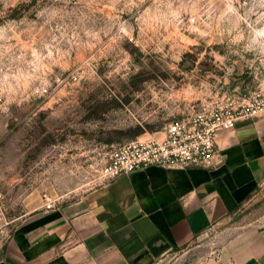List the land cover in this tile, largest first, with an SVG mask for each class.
<instances>
[{
	"label": "rangeland",
	"instance_id": "rangeland-1",
	"mask_svg": "<svg viewBox=\"0 0 264 264\" xmlns=\"http://www.w3.org/2000/svg\"><path fill=\"white\" fill-rule=\"evenodd\" d=\"M0 83L1 248L36 204L104 184L114 147L264 92V0H0Z\"/></svg>",
	"mask_w": 264,
	"mask_h": 264
},
{
	"label": "crops",
	"instance_id": "crops-1",
	"mask_svg": "<svg viewBox=\"0 0 264 264\" xmlns=\"http://www.w3.org/2000/svg\"><path fill=\"white\" fill-rule=\"evenodd\" d=\"M171 255L264 264V116L220 132L211 167L141 168L54 208L36 204L0 264H162Z\"/></svg>",
	"mask_w": 264,
	"mask_h": 264
},
{
	"label": "built area",
	"instance_id": "built-area-1",
	"mask_svg": "<svg viewBox=\"0 0 264 264\" xmlns=\"http://www.w3.org/2000/svg\"><path fill=\"white\" fill-rule=\"evenodd\" d=\"M42 95L48 88L40 90ZM227 97V96H226ZM226 103L204 106L173 120L161 138L137 139L114 147L102 168L104 183L137 169L156 166L188 168L213 166L216 138L231 130L243 119L264 116V92L257 90L249 97L229 96ZM6 105V90L0 83V110ZM1 198V195H0ZM47 198V209L56 206ZM217 258L220 254H216Z\"/></svg>",
	"mask_w": 264,
	"mask_h": 264
}]
</instances>
